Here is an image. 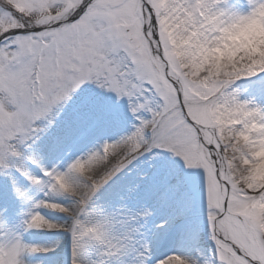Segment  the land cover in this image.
I'll use <instances>...</instances> for the list:
<instances>
[{"label": "snow or ice", "instance_id": "obj_1", "mask_svg": "<svg viewBox=\"0 0 264 264\" xmlns=\"http://www.w3.org/2000/svg\"><path fill=\"white\" fill-rule=\"evenodd\" d=\"M262 16L264 0H0V180L30 206L0 222V264H264V61L215 55ZM122 102L131 130L107 138Z\"/></svg>", "mask_w": 264, "mask_h": 264}, {"label": "bare ground", "instance_id": "obj_2", "mask_svg": "<svg viewBox=\"0 0 264 264\" xmlns=\"http://www.w3.org/2000/svg\"><path fill=\"white\" fill-rule=\"evenodd\" d=\"M239 3H243V0H238ZM244 54V55H242ZM251 54V56H255L257 60L264 61V16L250 22L242 29L238 30L234 34L229 37V45L226 48H221L219 52L215 55L217 57V63H219L225 70L232 69L235 66H243V61L245 60V56ZM127 114V113H126ZM119 116V118H121ZM126 124V123H125ZM131 130L130 123L127 122L126 129L123 131H110L111 133L106 134L107 138L116 139L119 135L124 134ZM114 132V133H113ZM262 165L257 168L256 178L258 180H264V154H261ZM23 181V180H22ZM21 181V182H22ZM3 191L10 192L8 194L9 198H11L12 193L9 185L6 181L0 180V210L4 207L8 208V206L2 204L1 201V193ZM32 196L39 200L45 199L43 193L38 192L37 190H32ZM13 197V196H12ZM13 199H15L13 197ZM15 206L8 208L6 212L0 216V222H2L8 228L19 229V224L21 222L22 216L21 211H27L30 207L29 205H21L18 200H16ZM62 203H69L67 200H61ZM40 211L46 212V216L53 220H60L61 215L56 212H52L51 210L41 208ZM4 229L0 228V232ZM36 234L40 237L41 242L46 241V237H44L42 232H36ZM175 248L168 247L163 252H173Z\"/></svg>", "mask_w": 264, "mask_h": 264}, {"label": "rangeland", "instance_id": "obj_3", "mask_svg": "<svg viewBox=\"0 0 264 264\" xmlns=\"http://www.w3.org/2000/svg\"><path fill=\"white\" fill-rule=\"evenodd\" d=\"M102 102H108V103H112V101H109L107 97L104 98V100ZM113 107H114V111L117 113L118 116H121V118H119L121 121L124 122L123 126H119V125H116V124H113L112 126H110L105 135L108 134V133H111L110 131H123L126 129V124L128 121H130V116L128 114H126L125 110H124V105H123V102L121 104H113ZM126 123V124H125ZM113 132V133H114ZM100 142L102 143L103 142V138L100 139ZM22 184L27 187V182L26 181H22ZM10 193V192H9ZM4 201H6L4 205H12L14 204V201L15 199H13V197L11 196V198H5ZM44 215H46V212L42 211ZM20 226V224H19ZM36 243H40V240H38ZM172 248H175V247H172ZM176 250L175 251H180L179 249L175 248Z\"/></svg>", "mask_w": 264, "mask_h": 264}]
</instances>
